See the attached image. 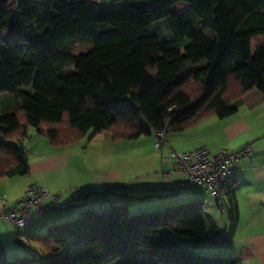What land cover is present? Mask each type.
Returning <instances> with one entry per match:
<instances>
[{
  "label": "trees",
  "instance_id": "trees-1",
  "mask_svg": "<svg viewBox=\"0 0 264 264\" xmlns=\"http://www.w3.org/2000/svg\"><path fill=\"white\" fill-rule=\"evenodd\" d=\"M16 11L21 22L0 0V43L9 37L0 95L20 103L0 115V179L30 173L29 151L17 141L31 127L55 147L91 132V140L108 133L119 143L230 118L247 93H264V0H19ZM163 20L172 40L149 31ZM102 25L112 30L101 33ZM79 40L93 48L74 54ZM69 67L76 72L67 76ZM206 236L204 201L136 215L86 209L16 239L29 256L9 262L0 244V264H241L183 243Z\"/></svg>",
  "mask_w": 264,
  "mask_h": 264
},
{
  "label": "crops",
  "instance_id": "crops-1",
  "mask_svg": "<svg viewBox=\"0 0 264 264\" xmlns=\"http://www.w3.org/2000/svg\"><path fill=\"white\" fill-rule=\"evenodd\" d=\"M19 106L16 98L0 95V115ZM31 132L29 129L26 138L29 144L23 142L29 151L30 173L0 179V244L8 259L30 255V250L20 248L16 239L24 243L30 236L43 234L51 225L80 218L86 209L104 211L121 206L127 214H135L180 201H204L207 236L183 243L194 251L204 250L209 256H230L241 264H264V93L260 90L247 93L237 114L230 118L209 116L185 131L172 133L158 154L152 136L146 144L142 137L115 143L108 133H101L88 145L55 147L46 136H30ZM247 146L255 151L241 163L238 182L227 193V213L221 211L219 202L211 195H197L201 190L209 194L207 189H182L187 176L168 174L169 167L163 160L171 148L187 153L206 147L216 156L222 150L230 154ZM124 149L131 153L137 150L138 154L127 158L126 152L121 153ZM94 163L104 165L105 169ZM31 183L60 195L62 200L56 205L53 198L47 199L44 213H33L28 226L16 229L4 214L18 205ZM181 189L187 192L182 193ZM226 231L231 236L228 242L211 243L212 236Z\"/></svg>",
  "mask_w": 264,
  "mask_h": 264
},
{
  "label": "built area",
  "instance_id": "built-area-1",
  "mask_svg": "<svg viewBox=\"0 0 264 264\" xmlns=\"http://www.w3.org/2000/svg\"><path fill=\"white\" fill-rule=\"evenodd\" d=\"M171 133L172 129L167 128L165 132L154 137L158 151H162L168 144L167 138ZM25 140H18L17 143L22 144ZM254 151L253 147L247 146L235 153L229 154L222 150L218 155L212 156L206 147L187 153H177L171 148L169 154L163 156V160L169 167L168 174L187 176L182 189L192 190L198 187L207 189L219 202L221 211L227 213L229 210L227 193L238 182L241 163ZM26 192L16 207L4 214L5 220L16 229L28 226L33 213H44L47 210L44 204L47 199L53 198L56 205L62 200L60 195L53 196L48 190L41 189L36 184H30ZM230 238V233L226 231L213 240L225 243Z\"/></svg>",
  "mask_w": 264,
  "mask_h": 264
},
{
  "label": "rangeland",
  "instance_id": "rangeland-1",
  "mask_svg": "<svg viewBox=\"0 0 264 264\" xmlns=\"http://www.w3.org/2000/svg\"><path fill=\"white\" fill-rule=\"evenodd\" d=\"M6 3H8L9 5H10V7H11V9H12V11L14 12V16H15V18H16V20H18L19 22H21V17H20V15H19V13H18V11H16V9H17V4H18V1L19 0H4ZM128 5V2H125L124 3V6H127ZM179 9L181 10V9H183V7L182 6H179ZM110 30H112V27L111 26H109V25H102L101 26V28H100V32L101 33H103V32H107V31H110ZM149 31H150V33H152V34H154V35H156L158 38H160L161 40H172L173 39V34H172V32H171V30H170V26H169V23H168V21H166V20H163V21H160V22H157V23H155V24H153L150 28H149ZM5 41H6V43L9 41V37H8V32L5 34ZM6 43H0V53H2L3 51H4V49H5V47H6ZM93 48V45H92V43L91 42H89V41H81V40H79L78 41V43H76V44H72L71 46H70V51L71 52H73L74 54H77V55H79V54H85V53H87V52H89L91 49ZM76 71H75V69L74 68H72V67H69L68 69H67V73H66V75L68 76V75H70V74H74ZM28 91L29 92H32V89H28ZM33 131V132H31V134H30V136L31 135H33V133H37V134H39L38 133V131H37V129H35V128H33V127H31L30 128V131ZM92 133L93 132H91V133H89L83 140H81V141H79L78 143H80V144H85V145H88L89 144V142H92V140L90 139L91 138V136H92ZM153 138L155 137V136H152ZM151 138V137H150ZM142 143L143 144H146V140L148 139V136H143L142 138ZM26 142H25V144H26V146L29 144V142H28V140L26 139L25 140ZM167 141H168V139H167ZM82 142V143H81ZM80 144H78V145H80ZM153 146H154V151L158 154V152H161V151H158L157 150V148H156V145H155V140H154V143H153ZM124 152H126V156H128L127 158H129L130 156H137L136 154H138V151L137 150H134L132 153L130 152V150H128V149H124L121 153H124ZM136 152V153H135ZM150 153H151V150H150ZM125 155H122V158L123 157H126ZM116 157L117 156H115L114 157V159H116ZM84 163V162H83ZM96 166H99V167H101V166H103L104 167V165H102V164H97V163H94ZM106 166V165H105ZM107 167V166H106ZM104 169H105V167H104ZM32 184V183H31ZM30 185V184H29ZM28 185V186H29ZM28 186H27V188H28ZM27 188H26V190H25V192H24V194H23V196L21 197V199H20V201L24 198V196L26 195V191H27ZM42 189V188H41ZM46 190V189H45ZM181 191H182V193H184V192H187V191H185V190H182L181 189ZM50 192V191H49ZM51 193V192H50ZM53 196L54 195H56V194H53V193H51ZM198 196H200V198H202V197H208V198H210L211 196V194L209 193H207L206 191H204L203 192V190H201V192H200V194H197ZM19 201V202H20ZM18 202V203H19ZM181 202V203H180ZM178 204H173V205H169V206H165V207H160V208H158V209H153V210H150V211H147V212H152V211H155V210H159V209H163V208H168V207H173V206H178V205H183V204H186V203H188V202H191V201H180ZM59 208L60 209H64V207H63V205H60L59 206ZM147 212H142V213H147ZM142 213H135V214H131V215H136V214H142ZM211 241V243L214 241V240H210ZM217 242V241H216ZM21 248V247H20ZM22 250L23 251H25V249H23L22 248ZM195 252H198V254H202L203 256H206V253H203V252H205L204 250H202V251H195ZM208 257H209V255H207ZM24 257V255H18V256H15V257H13L12 259H9V262H13L15 259H17V258H23ZM56 257L54 256V257H52V258H50L49 260H52V259H55ZM139 264H149L148 262H146L145 260H143V259H141L140 260V262H139Z\"/></svg>",
  "mask_w": 264,
  "mask_h": 264
}]
</instances>
